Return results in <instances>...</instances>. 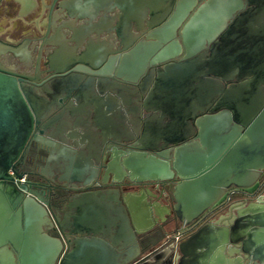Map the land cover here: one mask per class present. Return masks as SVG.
Returning a JSON list of instances; mask_svg holds the SVG:
<instances>
[{"label":"flooded vegetation","instance_id":"flooded-vegetation-1","mask_svg":"<svg viewBox=\"0 0 264 264\" xmlns=\"http://www.w3.org/2000/svg\"><path fill=\"white\" fill-rule=\"evenodd\" d=\"M66 5L85 7L92 18L62 16L58 8ZM0 71L12 73L45 107L47 126L32 136L16 167L19 182L30 183L33 171L55 176L60 149L39 138L59 137L56 130L69 126L90 146L102 130L121 142L110 151L114 166L141 153L149 135L198 141L197 121L237 109L222 103L225 96L264 95V0H0ZM172 148L163 152L170 165ZM176 181L157 199L162 205L176 201ZM263 195L264 169L250 187L223 190L202 219L257 216ZM197 227L174 228L168 243L185 241Z\"/></svg>","mask_w":264,"mask_h":264},{"label":"water","instance_id":"water-1","mask_svg":"<svg viewBox=\"0 0 264 264\" xmlns=\"http://www.w3.org/2000/svg\"><path fill=\"white\" fill-rule=\"evenodd\" d=\"M58 9L69 18L75 12L79 19L92 18L85 7ZM136 80L130 82L137 85ZM222 103L238 107L197 121L198 141L170 142L149 135L145 145L137 147L141 153L117 160L114 166L110 151L121 142L103 130V138L96 133L90 146L75 138V127L69 126L70 133L57 129L59 137L39 138L60 149L55 176L47 180L33 171L32 181L25 184L19 182L16 167L32 136L47 126H42L45 107L37 93L28 91L12 73L0 71V221L12 218L23 224L22 229L0 224V249H9L15 264H77L78 249L87 238L107 251L111 246L125 250L115 236L125 230L131 246L127 264H222L216 259L220 253L238 257L230 264H264V195L256 200L262 209L257 216L236 219L227 212L202 219L223 190L250 187L264 169V95L247 99L228 95ZM170 146L171 165L163 154ZM116 168L124 171L123 178L111 176ZM173 176L177 181L171 193L176 201L162 205L157 199L166 194ZM100 190L117 195L116 210L107 209ZM28 222L40 241L29 237ZM100 224L106 228L97 229ZM195 226L185 241L168 243L174 228Z\"/></svg>","mask_w":264,"mask_h":264},{"label":"crops","instance_id":"crops-1","mask_svg":"<svg viewBox=\"0 0 264 264\" xmlns=\"http://www.w3.org/2000/svg\"><path fill=\"white\" fill-rule=\"evenodd\" d=\"M67 129H69V127H67ZM76 139H78V136L75 137ZM86 136H81L79 139L83 140V142L85 144H88L90 141L86 139ZM57 150V149H56ZM58 152H56L57 156H60L61 153L59 150H57ZM114 171L119 172V170L115 169ZM116 175L118 173H115ZM95 193V192H93ZM98 193L103 194L102 196V200L103 203L105 205H107L110 208H113V206L115 205V202L117 201L118 197L116 194L109 192L108 194H105V190H100L98 191ZM246 205L244 204L243 207H245ZM233 214V212H232ZM115 215L114 213H112V216ZM253 222L255 221V219H251ZM117 226L120 224V221H115ZM0 224H6L9 225L12 229H22L23 228V224H21L19 219H5V221H0ZM11 224V225H10ZM142 224V223H141ZM140 224V225H141ZM117 226H114L113 228H115V230L118 229ZM26 227L31 231L29 232V237L32 239H35L34 232H32L33 229V225L30 224L29 222L26 224ZM106 227L103 224H100L99 227H97V229L99 230H104ZM223 229H225L224 227H222ZM120 231V230H119ZM212 233L214 232L212 231H208V233ZM207 233V234H208ZM115 235V234H114ZM128 234L125 232V230H121V232H119L116 238L118 239V243L120 245V247L125 248V250L121 251L118 248H115L113 246H111V250L112 251H107V249L105 247H103L102 245H100L98 242H96L93 239H89L87 238V240L85 242H83L80 245V248L78 249V263L77 264H127V255L131 254V246L130 244H128L127 240H128ZM96 238L98 239V236H96ZM35 240H39L40 239L36 237ZM127 249H130L129 251H127ZM134 250V248H133ZM142 250V249H141ZM140 252V250L137 252L134 251L132 252L134 256L138 255ZM142 253V251H141ZM238 257L234 254L231 253L230 255H223L222 253L218 254L216 259L218 261H221L222 264H230L229 262L232 261L233 259H237ZM0 264H15L14 262V258H12L11 256V251L9 249H0Z\"/></svg>","mask_w":264,"mask_h":264}]
</instances>
